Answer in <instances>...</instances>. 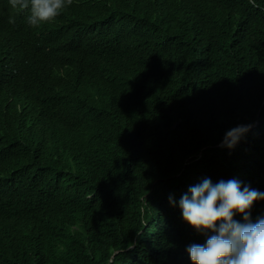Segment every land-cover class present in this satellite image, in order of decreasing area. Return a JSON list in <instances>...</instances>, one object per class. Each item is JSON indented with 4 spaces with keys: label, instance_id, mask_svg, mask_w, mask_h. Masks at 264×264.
<instances>
[{
    "label": "trees",
    "instance_id": "16d2710c",
    "mask_svg": "<svg viewBox=\"0 0 264 264\" xmlns=\"http://www.w3.org/2000/svg\"><path fill=\"white\" fill-rule=\"evenodd\" d=\"M28 15L0 17V264H192L183 242L213 233L176 211L184 184L235 171L264 192V0Z\"/></svg>",
    "mask_w": 264,
    "mask_h": 264
},
{
    "label": "clouds",
    "instance_id": "9594fccd",
    "mask_svg": "<svg viewBox=\"0 0 264 264\" xmlns=\"http://www.w3.org/2000/svg\"><path fill=\"white\" fill-rule=\"evenodd\" d=\"M10 18L17 11L27 10L29 25L37 27L54 20L71 4V0H3ZM178 123L174 122L173 126ZM255 121L250 126H256ZM248 127L238 123L225 131L210 147L234 148ZM212 175H196L183 186L176 211L182 210L183 219L197 231H210L204 243L199 238L183 242L180 254L192 264H264V192L257 182L228 172L227 180L218 183ZM171 200V198H170ZM263 206L260 215L254 212ZM147 226L149 224L147 223Z\"/></svg>",
    "mask_w": 264,
    "mask_h": 264
}]
</instances>
